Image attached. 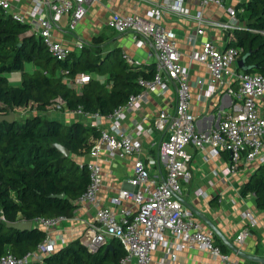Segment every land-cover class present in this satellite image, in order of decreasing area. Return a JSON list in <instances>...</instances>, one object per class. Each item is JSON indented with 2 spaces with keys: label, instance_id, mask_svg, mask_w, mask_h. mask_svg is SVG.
I'll use <instances>...</instances> for the list:
<instances>
[{
  "label": "built area",
  "instance_id": "obj_1",
  "mask_svg": "<svg viewBox=\"0 0 264 264\" xmlns=\"http://www.w3.org/2000/svg\"><path fill=\"white\" fill-rule=\"evenodd\" d=\"M93 0H31L29 8L19 11L9 0H0V10L13 20L26 25L32 34L39 37L47 52L55 59H64L69 52L79 51L82 43L77 41L73 47L55 40L52 31L62 15L69 16L70 26L85 14V5ZM180 0L168 4L180 10ZM201 3L222 0H200ZM229 18L225 22L200 20L194 34L201 33L205 25L232 29L238 25L235 9L227 7ZM157 10L149 8L144 14L111 12L106 25L117 32L128 31L136 46L149 43L154 53V71L149 79L138 78L142 85L139 92L130 94L126 101L117 105L110 113L86 112L77 107L74 113L89 126L99 128L100 134L88 150L90 156H97L104 150L108 156L134 155L132 173L127 179L130 187L120 188L110 198L113 203L130 199L134 211L122 208L118 213L101 204L97 197L100 186V166L96 161L84 162L88 170V182L75 198L77 205L88 203L92 207L93 219L87 222L81 243L87 251L95 252L108 243V236L117 240L123 255L117 264H152L151 252L158 245L165 248L159 261L153 264H172L173 250L197 249L204 251L212 260L223 264H248L239 258L230 259L222 253L213 239L209 228H204L201 220L194 216L179 200L180 180L189 176L187 162L190 153L185 146L209 147V154L216 155L219 150L229 154L230 163L226 172L234 170L238 163L264 161V76L257 72H246L234 66L238 47L217 45L206 39L200 48L193 51V59L206 63L207 95L217 89L232 97L227 109L222 111L218 122L208 130H198L194 115L190 110V88L201 86L203 80L193 83L188 79L187 68L178 60L175 45V32L155 21ZM190 35L188 40H192ZM121 58L129 65L138 60L125 53ZM88 72L75 73L66 83L78 90L88 81ZM174 91L172 111L159 109L152 119L148 131L139 123H133L128 130L121 120L126 114L138 109L148 100L152 91L158 94ZM206 96V94H205ZM204 97V95L202 96ZM58 107V104H55ZM151 130L162 132L158 147L157 162L164 168V176L156 177L148 172L153 159L144 161L138 154L141 149L140 135ZM148 163V164H149ZM64 215L38 216L32 220L45 230V237L36 245L33 252L15 258L8 252L0 255V264H27L30 260L39 261L48 252L63 244L60 235L50 237V227L64 219ZM252 221V220H251ZM246 236L240 231L234 238L240 243ZM59 240V243L57 242ZM235 245V244H234ZM36 253V254H34Z\"/></svg>",
  "mask_w": 264,
  "mask_h": 264
},
{
  "label": "trees",
  "instance_id": "obj_2",
  "mask_svg": "<svg viewBox=\"0 0 264 264\" xmlns=\"http://www.w3.org/2000/svg\"><path fill=\"white\" fill-rule=\"evenodd\" d=\"M239 5L244 14L237 15H244L245 25L229 30L225 46L239 48L237 58L243 56L248 67L238 69L264 76V0H244ZM26 28L0 10V115L8 109L14 114L12 121L0 119V255L8 252L15 258L33 252L45 237V230L33 223L28 229L13 228L5 221L70 215L77 205L75 198L88 182L86 165L73 156L87 153L100 134L99 128L82 119L65 123L45 112L58 104L60 110L79 107L86 112L110 113L141 90L138 78L149 79L154 71L153 62L127 64L118 48L101 54L104 36L97 34L82 43L78 52L71 51L64 59L54 58L49 72L46 67L53 57L41 39L33 34L18 38ZM84 54L90 55L91 62ZM24 61L37 68L24 71ZM57 65L61 66L59 74L54 73ZM14 70L20 72L18 84L9 83L2 74ZM80 71L106 76L102 81L90 77L75 90L65 80ZM56 98L61 103H56ZM26 109L31 112L19 114ZM52 143L66 147L68 156H61ZM61 192L63 195L58 196ZM247 193L256 207L264 210V162L240 185L239 194ZM214 240L225 253V246L216 237ZM108 243L111 249L106 252L105 245L89 252L79 239H73L27 264H117L123 250L113 238Z\"/></svg>",
  "mask_w": 264,
  "mask_h": 264
},
{
  "label": "crops",
  "instance_id": "obj_3",
  "mask_svg": "<svg viewBox=\"0 0 264 264\" xmlns=\"http://www.w3.org/2000/svg\"><path fill=\"white\" fill-rule=\"evenodd\" d=\"M9 1L19 11L26 10L31 4V0ZM174 1L93 0L85 5L84 16L72 26H70L69 16L62 15L55 24L52 36L64 45L73 47L77 41L86 44L93 35L102 34L104 39L100 50L101 54L118 48L120 56L121 53H125L134 57L138 60V64L154 63V53L149 43L146 42L141 46H136L128 31L117 32L110 29L106 25V19L111 12L144 14L149 8L156 9L157 16L155 21L175 32L178 60L187 68L188 79L192 83L198 78L203 80L201 86H191L189 103L190 110L194 115L196 128L198 130H208L221 118L222 111L227 109L232 97L219 89L207 95L209 87L205 83L208 74L206 63L193 59L190 54L198 50L201 42L206 39L217 45H225L230 29L205 25L201 33L194 34L195 28L199 26L197 15L206 24H208V21L225 22L229 18L226 9L229 7L235 9L238 25L243 26L246 20L244 15L243 17L237 15V13L241 14L243 12L242 6L237 5L244 0H222L220 4L214 2L203 4L200 0H180V10H174L169 7L168 4H172ZM190 35H193L191 41L188 40ZM234 66H237V64L235 63ZM35 68L37 66L31 61L22 63V69L26 72ZM88 73L90 77L100 81L104 80L106 76V74ZM2 74L11 84H18L20 81L19 70L7 71ZM203 95L204 97H202ZM174 97V91L168 90L163 94H158L155 91L150 92L148 100L142 103L135 111L126 114L121 120V124L132 131L133 123L136 122L148 131L152 124V119L159 109L172 111ZM29 112L31 111L26 109L21 113L27 114ZM49 112L55 113L53 118L65 123L78 119L74 111L68 109L60 110L55 107L47 110L45 114L48 116ZM161 138L162 132L155 130L139 136L141 149L138 155L144 161L148 159L154 160V163L150 164L148 162L149 164L147 163V165L149 174L156 177H163L165 172L162 164L157 162ZM185 148L190 153L187 162L189 176L180 180L178 197L185 200L197 212L207 217L228 241L235 244L243 253L264 257V210L256 207L251 194L247 193L244 196L239 194L240 185L247 179L253 169L264 161L240 162L234 170L226 172L225 167L230 163L227 151L219 150L216 155H210L209 147L207 146L196 148L191 144H187ZM73 157L78 163L96 161L99 164L100 186L97 190V197L101 204L110 207L116 213L122 208L134 211V204L130 199H121L119 203L110 201V198L115 196L120 188L130 187L127 179L132 173L134 155L108 156L102 150L95 157L90 156L88 152ZM192 214L199 218L194 213ZM92 219V207L88 203L76 205L70 215H67L49 228L48 235L50 237L60 235L63 241L61 246L73 239H79L81 242L87 222ZM201 222L203 227L207 228L202 220ZM240 231H245L246 236L240 243H236L234 238ZM214 237L213 235V239ZM57 242L59 243V240ZM226 250L225 253L229 255L230 259L237 257L248 264H257L236 256L227 248ZM164 251L165 248L163 246H156L151 252V263L159 261ZM173 253L175 258L172 264H223L217 260L210 259L206 252L197 249L173 250Z\"/></svg>",
  "mask_w": 264,
  "mask_h": 264
},
{
  "label": "water",
  "instance_id": "obj_4",
  "mask_svg": "<svg viewBox=\"0 0 264 264\" xmlns=\"http://www.w3.org/2000/svg\"><path fill=\"white\" fill-rule=\"evenodd\" d=\"M32 32L30 29L26 28L24 31L20 32L18 35V38L21 39L24 36H31ZM236 64L238 68L246 69L248 66L244 65V58L243 56L236 59ZM56 103H61V100L59 98L55 99ZM13 112L11 109H8L5 114L0 115V119H5L7 121H12L13 119ZM52 146H54L61 154V156H68V149L64 147L63 145L59 143H52ZM63 193H59L58 196H62ZM180 202L192 213L197 215L203 223L209 228V230L213 233V235L233 254H235L238 257H241L243 259H246L248 261L257 263V264H264V257H258L253 255H248L246 253H243L241 250H239L232 242L228 241V239L218 230V228L204 215L197 212L191 205H189L185 200L179 198ZM5 224L7 226L18 228V229H28L32 226V220L31 219H18L15 221H5ZM108 239H111L110 236H108ZM111 249V245L109 243L105 244L103 251L106 252L107 250Z\"/></svg>",
  "mask_w": 264,
  "mask_h": 264
},
{
  "label": "rangeland",
  "instance_id": "obj_5",
  "mask_svg": "<svg viewBox=\"0 0 264 264\" xmlns=\"http://www.w3.org/2000/svg\"><path fill=\"white\" fill-rule=\"evenodd\" d=\"M84 56L86 57V59H88V61L91 62L92 59L90 58V55L84 54ZM54 63H55V59L54 58H50L49 61H48V65L46 67L49 72H51V70L53 69ZM54 69H55L54 70V73L55 74L56 73L59 74L61 72V66H59V65H57L56 67H54ZM92 72H94L93 74H96L95 71H92ZM8 82H9V80H8ZM19 114H23V113H19ZM54 114L55 113H53V112H49L48 113V116H50L51 118H53V115ZM56 114H58V113H56Z\"/></svg>",
  "mask_w": 264,
  "mask_h": 264
}]
</instances>
